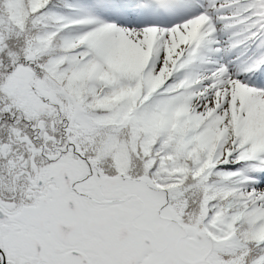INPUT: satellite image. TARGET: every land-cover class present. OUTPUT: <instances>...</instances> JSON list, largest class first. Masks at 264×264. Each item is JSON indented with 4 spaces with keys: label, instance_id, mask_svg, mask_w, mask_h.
Wrapping results in <instances>:
<instances>
[{
    "label": "snow or ice",
    "instance_id": "obj_1",
    "mask_svg": "<svg viewBox=\"0 0 264 264\" xmlns=\"http://www.w3.org/2000/svg\"><path fill=\"white\" fill-rule=\"evenodd\" d=\"M0 264H264V0H0Z\"/></svg>",
    "mask_w": 264,
    "mask_h": 264
}]
</instances>
